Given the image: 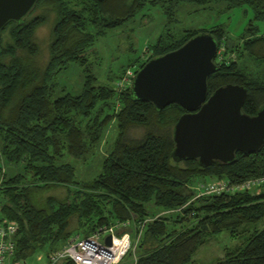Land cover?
<instances>
[{
	"label": "trees",
	"instance_id": "trees-1",
	"mask_svg": "<svg viewBox=\"0 0 264 264\" xmlns=\"http://www.w3.org/2000/svg\"><path fill=\"white\" fill-rule=\"evenodd\" d=\"M182 3L202 10L251 9L253 18L237 42L227 37L221 24L206 30L218 41L221 54L215 60L218 69L208 78V96L224 84L245 86L248 96L243 110L255 115L264 103V71L250 65L264 60V33H259L254 22H264V0H38L33 9L47 6L55 13L45 68L36 60L40 47L35 31L46 23V13L25 18L22 24L10 21L3 28L1 35L8 31L11 42L4 44L0 37V156L16 171L0 181V217L19 226L14 261L28 260L40 252L48 262L70 237L79 236L77 230H82L80 237H88L103 227L131 222L138 231L141 224L144 228L143 240L129 264H199L193 255L210 237L228 231L238 238L240 229L249 226L252 229L244 241L227 247L223 258L213 264H264V226L256 227L264 218V187L259 194L244 191L202 197H195L192 188L206 178L241 183L263 176L264 147L255 154L238 152L232 164L204 168L191 159L176 163L171 155L172 131L186 109L175 103L156 110L131 95L132 81L124 88L118 86L128 70L135 75L150 58L206 32L168 29L177 21L176 11ZM148 4L164 7L165 31L143 54L128 56L120 71L109 76L111 81L118 78L116 87L101 82L87 53L93 52L95 42L108 31L136 19ZM16 49L23 53L16 55ZM130 51L135 52L132 47ZM70 62L83 67L81 92L58 95L56 77ZM112 121L118 135L105 154L99 155ZM133 127L144 128L141 139L128 140ZM96 156L97 175L77 179L72 161L89 160L91 166ZM60 186L67 189L64 199L53 195L40 199V193ZM179 209L192 215L195 225L168 232L166 219L157 213ZM149 217L154 220L148 221Z\"/></svg>",
	"mask_w": 264,
	"mask_h": 264
},
{
	"label": "water",
	"instance_id": "water-1",
	"mask_svg": "<svg viewBox=\"0 0 264 264\" xmlns=\"http://www.w3.org/2000/svg\"><path fill=\"white\" fill-rule=\"evenodd\" d=\"M38 0H0V37L10 21L22 24ZM218 41L210 32L195 34L173 51L150 58L131 83V95L163 110L171 104L186 109L173 127L177 163L195 160L206 168L232 164L236 154H255L264 147V103L246 113L245 86L224 84L209 94L208 78L217 69ZM111 245L112 238L106 237Z\"/></svg>",
	"mask_w": 264,
	"mask_h": 264
},
{
	"label": "rangeland",
	"instance_id": "rangeland-1",
	"mask_svg": "<svg viewBox=\"0 0 264 264\" xmlns=\"http://www.w3.org/2000/svg\"><path fill=\"white\" fill-rule=\"evenodd\" d=\"M44 13L47 14L48 19L44 25L40 26L35 31L36 41L40 47L36 60L41 68H45L50 58L48 44L52 36L51 30L54 25L53 21L55 13L50 11L47 6H39L37 9H33L31 14L26 17L27 19H30L35 15ZM175 18L177 21H174L172 25L168 27V29L175 33H182L184 29H201L206 31L211 30L214 26H218V24H221L227 30V37L231 38L234 42H237L240 38L239 36L241 32L244 31V29L248 26L247 24L249 21L252 20L253 13L251 9L246 6L229 11H223L221 8L202 10L196 5L193 6L192 4L182 3V5L177 8ZM254 22L260 27L259 33H264V22ZM165 26H168V17L164 13V7L160 4H148L143 11L137 15L136 19L130 21L126 24V26L115 29L114 31H108L105 36L99 38L95 42V45L91 49L93 52L87 53L91 63H93L92 71L96 74V77H99L101 82L109 83L111 86L116 87L118 78L111 81L109 76L120 71L121 67L126 64L128 56L143 54L146 46L150 42H155L160 33L165 31ZM2 35L4 38V44L11 42L8 31ZM131 47L134 48L135 52L130 51ZM22 53V50L16 49V55H21ZM147 56H149V54ZM240 60V63L244 61L243 58ZM251 65L250 67L252 69L257 67L258 69H261V71H264V60L262 63H258L254 60ZM67 67V69L60 72L56 77V91L58 92V95H61L62 91L77 94L81 92L83 86V67L75 62H70ZM144 131L145 130L142 127L130 128L127 138L128 140H139L143 137ZM105 135L104 140L99 146V155L105 154L109 145L114 142L118 135L116 123H114V121H112L109 125ZM98 156H96V158ZM96 158L92 161L91 166H89V160L83 162L81 160L74 159L72 161L73 165L76 167L77 179L86 180L97 175L99 171V159ZM13 168L14 167L9 166L6 162H4L3 158L0 156V181L5 174H13V172L16 171V169ZM206 179L210 180V178ZM193 189H195V187ZM261 190L262 189L255 193L259 194ZM195 191V197H202L205 195H200V192L196 189ZM66 193V187L60 186L40 193V199L43 201L47 196L53 195L62 200L67 196ZM157 215L166 219L168 232L174 230L175 228H192L195 225V218L192 215H187L181 212L180 209L168 212L159 211ZM147 220L152 221L154 219L149 217ZM263 226L264 218L261 219L260 223L256 227L257 229H261ZM125 227L126 228L124 230L129 232L133 239V247L132 251H130L132 252L131 255L129 253L125 255L124 259L119 264H129L132 262V259H134L136 252L138 251L136 246L143 240V232L140 233L142 227L138 231L131 222H126ZM250 229H252V226L240 229L238 238L231 237L228 231L210 237L209 240L194 253V260L199 264L215 263L217 259L223 258L227 247H234L238 245V243L244 241L243 239L249 234ZM77 234L82 236V230H77L75 235ZM39 258H41V260H39ZM25 263L46 264L47 258L44 253L39 252L32 255V257L28 260H25Z\"/></svg>",
	"mask_w": 264,
	"mask_h": 264
},
{
	"label": "built area",
	"instance_id": "built-area-1",
	"mask_svg": "<svg viewBox=\"0 0 264 264\" xmlns=\"http://www.w3.org/2000/svg\"><path fill=\"white\" fill-rule=\"evenodd\" d=\"M218 55L220 56L221 54ZM134 74L128 70L125 77L118 83L119 88L131 83ZM200 195L236 194V192L252 191L258 192L264 187V175L248 178L241 183H233L226 178H213L201 180L193 185ZM126 223H117L111 227H103L88 237H70L66 245L54 251L49 256L47 264H61L71 260L75 264H119L133 247V239L130 233L118 231L125 227ZM140 233H142L144 224ZM18 223L12 219L0 217V264H26L25 261H14V249L16 243L14 237L18 232ZM112 238L111 245L106 243V237ZM41 260V258H39Z\"/></svg>",
	"mask_w": 264,
	"mask_h": 264
},
{
	"label": "flooded vegetation",
	"instance_id": "flooded-vegetation-1",
	"mask_svg": "<svg viewBox=\"0 0 264 264\" xmlns=\"http://www.w3.org/2000/svg\"><path fill=\"white\" fill-rule=\"evenodd\" d=\"M211 167V166H210Z\"/></svg>",
	"mask_w": 264,
	"mask_h": 264
}]
</instances>
